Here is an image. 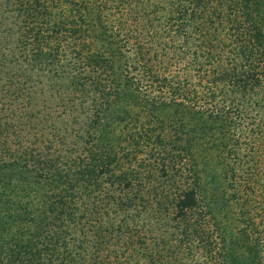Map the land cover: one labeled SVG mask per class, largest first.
<instances>
[{
	"label": "trees",
	"instance_id": "16d2710c",
	"mask_svg": "<svg viewBox=\"0 0 264 264\" xmlns=\"http://www.w3.org/2000/svg\"><path fill=\"white\" fill-rule=\"evenodd\" d=\"M263 172L264 0H0V264H264Z\"/></svg>",
	"mask_w": 264,
	"mask_h": 264
},
{
	"label": "rangeland",
	"instance_id": "374dc122",
	"mask_svg": "<svg viewBox=\"0 0 264 264\" xmlns=\"http://www.w3.org/2000/svg\"><path fill=\"white\" fill-rule=\"evenodd\" d=\"M78 101L74 100V105ZM71 106L70 103L67 104ZM80 109V107L78 108ZM70 110V109H69ZM164 113L169 118H183L187 121L188 125L193 128L194 135V148H197V154L195 155V160L197 166L200 169V176L202 178V184L204 185L205 194L211 198L215 204L221 200L222 202L231 203L230 194L232 189L228 188L229 180L233 178L232 176L227 177L230 173L224 172V169L217 163L216 159L212 157L209 153L215 147L216 142L219 140L217 137L219 134L216 130L221 129V125L218 122L211 123L210 121H203L199 119V114L191 108L177 109L174 107L164 110ZM214 132L216 137L213 138ZM258 182V192L264 191V172L259 174ZM221 205V204H220ZM216 214H219L224 218V208L216 204L214 209Z\"/></svg>",
	"mask_w": 264,
	"mask_h": 264
}]
</instances>
